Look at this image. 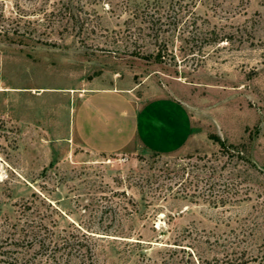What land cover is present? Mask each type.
<instances>
[{
  "label": "rangeland",
  "instance_id": "1",
  "mask_svg": "<svg viewBox=\"0 0 264 264\" xmlns=\"http://www.w3.org/2000/svg\"><path fill=\"white\" fill-rule=\"evenodd\" d=\"M2 9L0 29L20 9V30L56 42L0 33V228L18 234L30 222L51 244L79 246L59 243L53 256L41 236L25 238L0 264H264V0H0ZM91 83L178 97L193 126L187 149L72 145L61 136L64 88ZM45 112L49 123L36 122Z\"/></svg>",
  "mask_w": 264,
  "mask_h": 264
},
{
  "label": "crops",
  "instance_id": "2",
  "mask_svg": "<svg viewBox=\"0 0 264 264\" xmlns=\"http://www.w3.org/2000/svg\"><path fill=\"white\" fill-rule=\"evenodd\" d=\"M64 89L68 101L60 115L61 136L72 145L128 153L144 149L173 153L188 147L193 132L189 111L178 97L163 89L153 88L141 95L133 85L91 83ZM42 116L46 123L54 117L41 113L36 122Z\"/></svg>",
  "mask_w": 264,
  "mask_h": 264
},
{
  "label": "trees",
  "instance_id": "3",
  "mask_svg": "<svg viewBox=\"0 0 264 264\" xmlns=\"http://www.w3.org/2000/svg\"><path fill=\"white\" fill-rule=\"evenodd\" d=\"M18 8V7H17ZM5 10L2 9V12L0 13L1 16H4ZM46 15H51L52 11L49 12L48 14L45 12ZM24 15H26L25 13H22V10H12L11 13L8 16H5V18H7V24H12L11 26H13L11 32H15V35H10L9 31L11 29V26H5V24L2 25L3 29H0V33L3 34L4 38L7 39L8 41L11 42H16L18 44H26L27 40H33L35 42H40V43H45V44H55V40H48L43 39L39 36H36L35 34H32L31 32H28L26 29L20 30V20H23ZM4 18V19H5ZM26 21H29L30 19H24ZM2 31V32H1ZM155 57L157 59H160V54L159 52H157L155 54ZM211 137H213L215 140L219 141L221 144L223 143L221 138L216 135V134H212ZM25 207V205L23 206V208ZM23 210V209H22ZM12 227H14L12 230H10L9 228H0V261L5 260V258L10 257V255L8 254V247L11 244H15L18 243V241L28 238L27 241L30 242V244H33L34 239L37 238L38 236L41 238L39 239V243L41 244V248L43 250H49V252L51 253V255H55V250L56 247L58 246L59 243H67L68 246L70 247L71 245H77L79 246V242L78 241H68V240H64L62 242H54L53 244H51L52 240H45V236L44 233L43 235L40 234L39 232V228L35 227H39V226H35V224L33 223H27L25 228L22 227V231L17 233V226L16 224H14ZM17 235V236H16ZM12 260H18V258L20 256L18 255H14L11 256ZM25 261V260H24Z\"/></svg>",
  "mask_w": 264,
  "mask_h": 264
}]
</instances>
